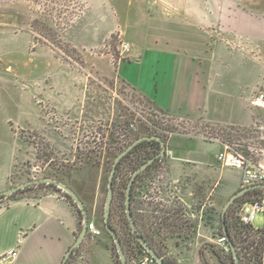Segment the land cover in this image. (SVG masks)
<instances>
[{
	"label": "rangeland",
	"instance_id": "374dc122",
	"mask_svg": "<svg viewBox=\"0 0 264 264\" xmlns=\"http://www.w3.org/2000/svg\"><path fill=\"white\" fill-rule=\"evenodd\" d=\"M137 2L106 0L101 5L94 0L89 4L84 0H0V82L10 81L13 96L17 98L27 97L37 89L36 102L40 105L41 120L46 126V133L19 126L24 121L23 117L28 115L29 106L22 113L19 105L12 109L16 137L21 141L23 150L22 158L11 175V187L34 178L55 177L63 180L66 174L83 178L92 196L87 209L92 213L97 227L102 230L98 238H107L115 246L103 221L108 179L115 158L138 137L156 134L165 140L167 154L164 161L149 170L139 182L135 206L140 210L137 215L142 228L163 254L172 250L167 249L168 239H171L169 241L172 244L188 247L189 256L194 255L197 246H201L196 256L202 264H234L230 259L231 252L226 253L216 243V239L223 233L221 214L230 198L225 196L226 189L231 186L230 183L238 182L241 170L215 164L216 160L215 165L211 166L204 162L199 172L203 183H198L194 195L183 189H172L166 174L169 168L167 157L171 154L168 139L174 136L175 145L188 150L194 146L205 160L208 153L201 148L200 141H204L208 148L213 147L211 143L220 147L224 144L238 146L261 159L264 158V109L250 126H208L199 120H174L158 111L153 100L143 98L134 90L131 86L146 89L152 93L148 94L151 97L160 84L159 89H166L168 93L172 86L173 66L168 65L166 60L176 57L178 61L188 60L187 55L191 51L182 40L185 35L175 33L170 23L159 27L160 30L154 35L159 38L151 37L144 44L134 34L132 38L139 44L138 47L141 43L152 47L147 49V54L142 58L131 53L123 57L120 54L122 37L115 34L102 46L94 45L90 37L92 29L84 23L74 29V33H85L84 37H77L80 47L76 48L67 39L66 35L68 32L71 35L74 21L88 10L94 13L103 6L101 10L105 9L108 13L111 10L116 13L135 12ZM227 7L231 13L239 12L250 20L262 23L260 40L244 36L247 39L241 48L249 56L258 57L260 66H264V0H216L214 38L226 41L229 49L239 50V45L227 41L226 26L221 21L227 13ZM85 21L88 22V17ZM156 39L159 45L154 44ZM178 48L180 50L176 51ZM7 66L12 67V72L6 71ZM260 91H264V88ZM135 162L134 156L124 163L118 191H122L123 180L131 174ZM98 170L103 174V192L95 202L91 186ZM215 180L222 182L217 191L220 203L217 202L216 194H213ZM187 182H192V179ZM183 187L189 186L185 182ZM46 191L47 188L35 187L30 193L42 194ZM256 196L252 194L236 202L231 208L232 215H236L238 207L246 199ZM118 203L120 198L113 206V222L124 234L126 246L130 248L134 240L125 234L127 217ZM191 213H196V216L189 215ZM251 224L256 229H263L264 212H258ZM247 235L245 243L250 245L252 242L255 245L259 237L252 232ZM98 243L102 255L106 254L103 241ZM213 250L218 251L219 260L212 255ZM170 262L178 263L176 260Z\"/></svg>",
	"mask_w": 264,
	"mask_h": 264
},
{
	"label": "crops",
	"instance_id": "0c3cea01",
	"mask_svg": "<svg viewBox=\"0 0 264 264\" xmlns=\"http://www.w3.org/2000/svg\"><path fill=\"white\" fill-rule=\"evenodd\" d=\"M84 1L89 4L92 0ZM94 1L102 5L106 0ZM137 3L135 12L116 13L111 10V13L110 11L108 13L105 9L101 10L102 6L91 13L90 9L84 16L74 21L71 35L68 32L66 37L76 48L80 47L77 37L82 38L85 33L81 35L79 31L74 33V29L80 26V23H84L87 28L92 29L90 37L94 45L102 46L115 34L133 46L131 55L142 58L150 48L152 49L149 44H143L151 37L159 38L157 35L154 36L158 29L160 30L159 27L164 23H170L174 26L175 33L179 35L184 33L182 40L189 46L191 53L187 55L188 60L178 61L177 57L174 60H166L168 65L173 66L172 86L168 93L166 89L165 91L159 89L160 84L151 97L148 94L152 95V93L148 90L131 87L143 98L153 100V105L158 111L174 120H199L208 126L222 128L245 127L253 124L255 117L257 118L264 109L252 104L253 95L264 88V66H260L258 57L249 56L241 47L245 46L247 39L244 36L253 37L250 38L251 40H260L262 23L250 20L239 12L231 13L230 8L227 7V13L221 20L226 26L227 41H232L235 46L240 47L239 50H232L226 46V41L218 40L213 35V25L216 23V0H138ZM87 17L88 22H83ZM134 34L143 43L140 47L132 38ZM154 44L159 45L157 39ZM179 50L180 48L176 49ZM123 60H120L119 64ZM120 66L122 67V64ZM7 67L11 71H8ZM7 67L6 71L12 72V67ZM48 72L47 78L50 77ZM107 75L111 76L108 73ZM124 82L127 83L125 80ZM9 83L10 81L0 82V192L11 187L13 169L22 158V143L16 137L12 109L19 105L22 113L26 106H29L28 115L23 117L24 121L22 120L19 126L46 133V126L41 120L40 105L36 102L37 89L27 97L17 98L13 96ZM56 106L60 109L59 105ZM173 138L175 137L171 136L168 139L171 154L167 157L169 166L166 172L167 180L171 182L172 189H183L194 195L198 183H203V177L199 174L202 163L205 162L208 166L219 164L215 161V156L221 147L211 143L213 147L208 148L204 141H200L201 148L208 153L205 160L200 150H196L194 146L189 150L176 146ZM189 162L193 164L189 165ZM190 178L192 182H187ZM63 180L84 201L86 208H89L88 204L92 202V196L84 179L66 174ZM215 181L213 194L217 196L222 182ZM240 181L241 173L238 182L230 183L231 186L226 189L227 198L231 193L242 188ZM185 182L188 188L183 187ZM102 186L103 174L98 170L91 186L95 202L102 195ZM219 197L217 196L218 203L221 201ZM135 211L138 213L140 210L135 206ZM88 214L89 221L95 222L92 213L88 211ZM79 218L70 200L63 192L56 191L52 187L47 188L42 194L28 192L11 200L2 198L0 199V252L13 250L17 252L8 264H63L67 251H70L81 232ZM169 240L171 239H168L167 249L172 250L163 254V257L168 258L169 261L176 260L177 264H202L196 256L201 246H197L194 255L189 256L188 247L184 244L180 246L176 243L172 244ZM98 241H103L106 254L102 255ZM112 252L111 242L107 238L100 240L98 236L89 233L73 254L70 264H117Z\"/></svg>",
	"mask_w": 264,
	"mask_h": 264
},
{
	"label": "trees",
	"instance_id": "16d2710c",
	"mask_svg": "<svg viewBox=\"0 0 264 264\" xmlns=\"http://www.w3.org/2000/svg\"><path fill=\"white\" fill-rule=\"evenodd\" d=\"M152 135H155V134H152ZM141 151H144V152L140 153ZM161 152H162V145H161V143L159 141H156L155 139L144 140V141L138 143L136 146H134V148L120 160V162L118 164V169H116L115 180H114V200L112 202V212H111L110 223H111V225L114 228L117 229V232L119 234V238H120V240L122 242V245H123V247L125 249V252H126L125 254L127 256V259H129L133 254H135V255L142 254L145 251V248L140 244V242L136 238V235L133 233V231H132V229L130 227V224L128 222V218H126V221H125V226H126V233L125 234L126 235H130V238H132L134 240V243H132L130 248H128L126 246L125 239H124V234L120 231V229L113 222V206L117 202L118 198H120V203H118V205H119L121 211L123 212V214L127 217V214L125 212L124 203L126 202L127 186H129V183H130V180H131V177H132L134 171L139 169L151 157L156 156L157 154H160ZM37 156H38V154H37ZM134 156L136 158V162H135V165L133 167V170H132L131 174L127 175V177L123 180V183H122V186H121L122 191L121 190L118 191L117 190L118 181H119V178H120L121 170H123L124 163L130 157H134ZM164 159H165V155L161 156V157H158L156 160H154L146 168V170H143L141 173H139L137 175V178L135 180L134 186L132 187V203H131L132 211H133V214H134V216L136 218L135 221H136V224H137V226L139 228V235L142 238H145L154 248H156V250L162 256H163V253L154 244L151 236L148 235L144 231V229L142 228V226H141V224L139 222L140 219H139V217L137 215V211H135V203H136V196H137V189L139 187L138 186L139 182L143 179V177L146 175V173L149 170H151L152 168H154L157 165L161 164L164 161ZM35 187H37L38 189L52 187L56 191L63 192V194L70 200V203L72 204V206L75 208L76 212L78 213V215L80 217L79 218L80 226H81V229H82V218H83V215H82L81 211L79 210L78 206L73 202V199L71 198L70 195H68L66 192H64L61 189H59L56 186H54V184L42 183V184L30 185V186L26 187L25 189H22V190L20 189L18 192L12 194L11 196H9L7 198V200L15 199L19 195H24L25 193L32 191ZM262 190H263L262 188H258V189H255V190L252 189V190L247 191L241 197L236 198V200L232 204V206H234L236 202L238 203L242 198H245V197H247L249 195H252V194L253 195H260L262 193ZM248 200L249 199H246L240 206H242ZM232 206H230L228 211H227V218H226L227 223H226V225H227L228 233H229V235L232 238L231 240L234 242V244H235V246L238 249V252L240 254L239 257H240V260H241V264H263V257H264V248H263V246H264V228L263 229H256V228L252 227V225H243V224H241V222L239 221V219L237 217V214L235 216L232 215V211H231ZM239 207H238V209H239ZM250 232L255 233L259 237V238H257L258 241L256 242L255 245L252 242H251L250 245L245 243V241L247 240V237H248L247 233H250ZM78 249H76L75 251H77ZM112 250H113L112 253H113V256L115 258L116 263L117 264H121V261L119 259V255L117 253L118 250H117L116 245L112 246ZM75 251L72 253L70 259H68L69 264L71 263V260L73 258V254L75 253ZM213 254L216 257V259L219 260L218 251L217 250H213ZM230 255H231L230 259L234 263L233 253L231 252ZM164 258H165V260L167 261L168 264H172L168 260V258H166V257H164Z\"/></svg>",
	"mask_w": 264,
	"mask_h": 264
},
{
	"label": "water",
	"instance_id": "95a60500",
	"mask_svg": "<svg viewBox=\"0 0 264 264\" xmlns=\"http://www.w3.org/2000/svg\"><path fill=\"white\" fill-rule=\"evenodd\" d=\"M149 139H155L156 141H159L162 145V152L160 154H157L156 156L151 157L148 161H146L139 169L135 170L129 186H127V191H126V202L124 203L125 205V212L127 214V218H128V222L130 224V227L133 231V233L136 235L137 240L140 242V244L148 251L150 252V254L152 255L154 261L157 264H168L167 261L165 260V258L160 255V253L156 250V248H154L145 238H142L139 235V228L136 224V218L133 214L132 211V207H131V203H132V187L134 186L135 180L137 178V175L139 173H141L143 170H146V168L154 161L156 160L158 157L164 156L167 153V144L165 142V140L163 138H161V136L158 135H146L143 137H138L135 141H133L123 152L121 151L120 153H118V155L115 158L114 161V165H113V169H111L110 175H109V179H108V186H107V198H106V202L104 205V225L106 227V229L108 230V232L112 235V238L114 239L115 245L117 247L118 250V255H119V259L121 261V264H128L127 261V256H126V252L125 249L122 245V242L119 238V234L117 232V229L114 228L111 223H110V219H111V212H112V202L114 200V180H115V174H116V169H118V164L120 162V160L127 154L129 153L134 146H136L138 143L144 141V140H149ZM42 183H47V184H54V186H56L57 188L61 189L62 191L66 192L68 195L71 196V198L73 199V202L78 206L79 210L81 211L83 218H82V229L80 234L77 236L76 241L74 242L73 246L71 247L70 251H67L65 259L63 261V264H69L68 259H70L72 253L78 249L85 237H87V235L89 234V214H88V210L84 204V201L79 197V195L73 190L71 189V187L69 185H67V183L63 180L57 179L55 177H46V178H34L33 180L24 182V183H18L15 186L10 187L7 190H3L2 192H0V199L2 198H8L9 196H11L12 194L18 192L20 189H25L26 187L33 185V184H42ZM258 188H264V184H257V185H251L248 187H243L240 190H236L228 199L226 205L223 207L222 210V214H221V218H222V222H221V226H222V230L224 232V234L227 237V241L230 245L231 251L233 253V259H234V263L235 264H241V260H240V254L238 252V249L236 248L234 242L231 240V236L228 233V229H227V211L229 209L230 206H232V204L235 202L236 198L241 197L242 195H244L247 191L252 190V189H258Z\"/></svg>",
	"mask_w": 264,
	"mask_h": 264
},
{
	"label": "built area",
	"instance_id": "2783aa9c",
	"mask_svg": "<svg viewBox=\"0 0 264 264\" xmlns=\"http://www.w3.org/2000/svg\"><path fill=\"white\" fill-rule=\"evenodd\" d=\"M121 55L126 57L132 52V45L124 40L120 47ZM252 104L264 108V91H260L253 95ZM215 159L221 166H232L241 170V187H248L251 185L264 184V158L258 159L255 154L248 153V151L224 144L217 152ZM262 193L256 197L250 198L237 211V217L241 224L252 225L255 216L258 212H264V188ZM253 227V225H252ZM89 233L93 236H100L102 230L97 227L96 223L89 221ZM216 243L227 253L232 252L227 241L226 235L221 233L220 237L216 239ZM17 255L15 250L10 252H0V264H8ZM128 264H148L155 263L152 255L146 249L140 255L133 254L127 259Z\"/></svg>",
	"mask_w": 264,
	"mask_h": 264
},
{
	"label": "flooded vegetation",
	"instance_id": "af4514ba",
	"mask_svg": "<svg viewBox=\"0 0 264 264\" xmlns=\"http://www.w3.org/2000/svg\"><path fill=\"white\" fill-rule=\"evenodd\" d=\"M189 215H191V216H192V215L196 216V213H191V214H189Z\"/></svg>",
	"mask_w": 264,
	"mask_h": 264
}]
</instances>
